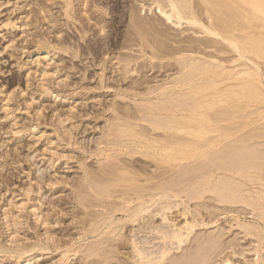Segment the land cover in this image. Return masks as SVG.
<instances>
[{"label":"bare ground","instance_id":"1","mask_svg":"<svg viewBox=\"0 0 264 264\" xmlns=\"http://www.w3.org/2000/svg\"><path fill=\"white\" fill-rule=\"evenodd\" d=\"M45 1H38L45 15L33 9V18H48L60 33L66 17L78 33L66 32L61 52L91 59L78 72L82 81L67 75L73 81L66 87L82 100L71 107L77 111L52 110L61 127L56 138L70 152L45 161L75 169V183L55 169L28 188L42 196L43 184L51 193L73 190L71 200L51 207L61 217L53 224L71 217L85 242L63 251L66 261L81 254V264H264V0H133L127 12L120 3L129 0H62L60 15ZM33 18L20 27H30L25 32L38 44ZM21 86L16 76L8 92ZM91 130L98 136L87 146L80 139ZM17 139L10 145L18 152ZM49 145L44 153L58 147ZM35 151L26 157L29 177ZM16 157L9 155L13 165L21 163Z\"/></svg>","mask_w":264,"mask_h":264},{"label":"rangeland","instance_id":"2","mask_svg":"<svg viewBox=\"0 0 264 264\" xmlns=\"http://www.w3.org/2000/svg\"><path fill=\"white\" fill-rule=\"evenodd\" d=\"M38 1L0 0V155L4 153L6 155L4 159L0 157V247H6L7 250L5 251L18 248L27 251V254L21 257L0 252V264H81L82 261L79 258L81 254L75 256L71 254L73 256L66 261L67 257H65L63 251L71 246L74 248L83 246L85 242L78 241V237L74 235L77 230L73 229L71 217H62L64 219L60 227L58 224L54 225V221L61 217H54L55 212L51 210L54 200L59 198L71 200L73 190L70 189L69 185H66L64 190H56L51 193L48 191L49 187L47 185L44 187L43 184V188L47 189L43 191L47 192L42 196V191H40V194H33L28 191V188H31L32 185L35 186L37 179L40 177L39 175L42 173H46L47 177L54 175L55 169L59 170L62 177L70 182L69 184L73 186L75 183V177L72 175L75 169H68L69 166L61 164L60 161L55 164V169H52L45 161L50 159L54 153L70 152V149L66 146V141L60 143L56 138L54 127H60V125L52 110L56 109L58 112L62 110L77 111L71 110V107L79 106L82 100L77 95L79 90L74 91V87H66L73 81L72 78L67 80V75L74 76L73 78L76 81H82V72H78L87 67L91 59L85 60L84 57L74 59L70 54L61 52L63 49H67L68 45H60L59 41L64 40L67 33L77 37L78 32L76 31V33L73 30V26L68 23L64 16L60 17L63 25V31L60 33H57V29L48 18L43 19L41 17L39 20L33 18L32 12L30 14L33 9L40 10L39 14L42 13L41 16L45 15L38 5ZM130 1L133 0L125 1L126 3L119 2L125 12H127L126 6L133 4ZM45 2L51 6L53 12L61 14L60 11L62 10L59 9L63 5L62 0H46ZM88 5V2L84 1L82 6L84 11L88 9ZM109 13V10H106V12L100 10L99 15L111 19L113 15ZM32 18L33 27L39 30L43 38L38 44L34 43L32 35H29L30 32H25L30 27H20L23 20L28 22ZM12 22H15L16 25L6 26ZM94 22L91 21L89 27ZM118 29L116 31L119 32ZM124 29L126 28L121 30ZM91 34L93 33L90 32L87 38L92 36ZM108 34L109 29H106L101 31L100 36ZM92 38L90 37V39ZM47 39L52 42L46 43L44 40ZM72 40L74 41V39ZM82 43L84 42L79 39V44ZM41 46L56 47L60 51L55 50L47 54L44 51L35 52L36 48ZM123 52L126 53V51ZM53 53H56V55L53 56ZM114 53H107L103 58L111 59L115 55L117 56ZM62 58L65 60L62 61ZM98 67L97 65L92 69L98 72ZM74 73H78V75L76 76ZM16 76L21 78L22 86L16 88L14 93L8 92L9 83ZM83 83L92 86L97 85L95 80H86ZM56 95H59V97L55 98ZM61 95H65L62 101H60ZM32 98L35 99L34 102L31 100ZM43 104L48 108L41 112L37 106ZM66 124L68 126L70 122ZM26 125H28L27 133H24ZM97 136L98 134L95 135L91 130L83 134V139H80V142L82 141L87 146L88 143L91 145L90 138ZM15 139H17L15 144L22 145L18 152L16 151L17 147L10 145ZM49 142H52L49 147H54L55 144L58 147L44 153V145ZM34 150L37 151L30 156L34 174L29 177L30 170L27 169L26 157ZM42 153L44 154L42 155ZM10 154H16V160L21 161V163L13 165L9 158ZM22 170L24 171L22 172ZM32 177H34V180L30 182ZM60 182L61 180L58 183ZM34 210H36V216L33 213ZM48 215L50 216L48 217ZM16 219L17 222L15 223ZM48 222L54 224L49 226ZM68 226L70 228L69 232L66 230ZM49 227L52 228L51 231H49ZM54 235L60 239V244L56 242V238H53ZM70 238H73V241L68 243ZM58 244L66 246H63L62 249H56L59 248ZM45 247L47 249L42 250ZM19 258H24V260L19 261Z\"/></svg>","mask_w":264,"mask_h":264}]
</instances>
